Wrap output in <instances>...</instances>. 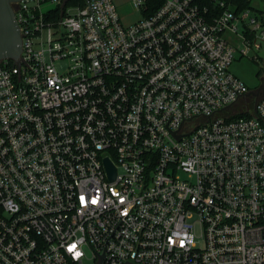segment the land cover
Masks as SVG:
<instances>
[{"label":"built area","instance_id":"2783aa9c","mask_svg":"<svg viewBox=\"0 0 264 264\" xmlns=\"http://www.w3.org/2000/svg\"><path fill=\"white\" fill-rule=\"evenodd\" d=\"M67 1L14 3L0 264H264V97L231 70L261 58L264 11L165 0L124 24L114 0Z\"/></svg>","mask_w":264,"mask_h":264},{"label":"rangeland","instance_id":"374dc122","mask_svg":"<svg viewBox=\"0 0 264 264\" xmlns=\"http://www.w3.org/2000/svg\"><path fill=\"white\" fill-rule=\"evenodd\" d=\"M114 2L124 24H129L143 16L142 10L135 7L133 0H114ZM251 6L254 12L264 11V0H251ZM225 35L231 40L230 33H226ZM231 42L236 45L240 43L236 39H232ZM259 55L261 57L259 60H253L247 56L237 57L231 65L232 72L244 80L251 89L258 88L264 77V49L259 51ZM249 104L247 100L242 99L231 109L225 111L224 115H231L234 111L239 112V110L246 109L249 107ZM86 251L87 256L90 257V250L87 249ZM89 262L90 260L88 258L85 259V264H90Z\"/></svg>","mask_w":264,"mask_h":264},{"label":"water","instance_id":"95a60500","mask_svg":"<svg viewBox=\"0 0 264 264\" xmlns=\"http://www.w3.org/2000/svg\"><path fill=\"white\" fill-rule=\"evenodd\" d=\"M19 0H0V59L18 60L22 48V36L15 16L14 3ZM67 1V0H66ZM263 92L264 97V77L261 85L252 89L249 93L259 96ZM227 106L226 108H228ZM111 179L115 178L116 170L108 158L105 159ZM103 256V255H102ZM102 259L100 258L99 264ZM64 264V263H63ZM124 264H135L126 260Z\"/></svg>","mask_w":264,"mask_h":264},{"label":"trees","instance_id":"16d2710c","mask_svg":"<svg viewBox=\"0 0 264 264\" xmlns=\"http://www.w3.org/2000/svg\"><path fill=\"white\" fill-rule=\"evenodd\" d=\"M164 1L165 0H147L146 6L142 9V14L144 16L152 14L154 11H156L161 6V4ZM230 1L234 2V4H238L239 8L252 7L251 0H230ZM207 3L211 4V0H207ZM67 4L68 5H84L85 0H68ZM242 115H250V112L249 111L236 112V113L231 114L230 118H235V117H239ZM70 264H73V263H70Z\"/></svg>","mask_w":264,"mask_h":264},{"label":"flooded vegetation","instance_id":"af4514ba","mask_svg":"<svg viewBox=\"0 0 264 264\" xmlns=\"http://www.w3.org/2000/svg\"><path fill=\"white\" fill-rule=\"evenodd\" d=\"M251 90H252V89H250V91H251ZM250 91H249V92H250ZM249 92H247V95H251ZM262 96H263V92H261L260 95H259L257 98L259 99V98H261Z\"/></svg>","mask_w":264,"mask_h":264},{"label":"crops","instance_id":"0c3cea01","mask_svg":"<svg viewBox=\"0 0 264 264\" xmlns=\"http://www.w3.org/2000/svg\"><path fill=\"white\" fill-rule=\"evenodd\" d=\"M230 34H231V33H230ZM229 36H230L231 40H232V39H236V38H235V36H234V35H232V34H231V35H229Z\"/></svg>","mask_w":264,"mask_h":264},{"label":"snow or ice","instance_id":"6c2138e0","mask_svg":"<svg viewBox=\"0 0 264 264\" xmlns=\"http://www.w3.org/2000/svg\"><path fill=\"white\" fill-rule=\"evenodd\" d=\"M74 247V246H73Z\"/></svg>","mask_w":264,"mask_h":264}]
</instances>
